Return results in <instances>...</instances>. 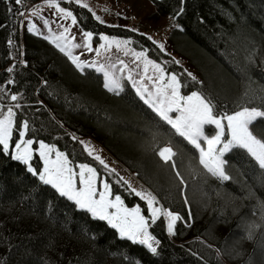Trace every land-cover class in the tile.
I'll use <instances>...</instances> for the list:
<instances>
[{
	"label": "trees",
	"instance_id": "obj_1",
	"mask_svg": "<svg viewBox=\"0 0 264 264\" xmlns=\"http://www.w3.org/2000/svg\"><path fill=\"white\" fill-rule=\"evenodd\" d=\"M39 1L0 0V106L14 108L12 144L23 133L35 148L45 141L74 165L92 164L106 175L112 195L128 206L140 204L150 217L146 201L78 139L93 137L182 219L172 236L164 214L155 224L149 219L159 242L152 253L60 196L0 145V264H264V169L246 150L231 148L224 153L230 179L212 176L199 163V150L175 134L129 82L109 91L102 72L86 65L81 71L51 40L22 29L23 12ZM60 2L83 28L130 37L134 47L177 75L183 94L207 96L214 113L264 109V0H154L153 15L176 22L169 32L173 51L198 77L148 35L102 23L73 0ZM251 126L264 137V119ZM169 144L174 167L154 150ZM32 161L39 169L36 150Z\"/></svg>",
	"mask_w": 264,
	"mask_h": 264
},
{
	"label": "snow or ice",
	"instance_id": "obj_2",
	"mask_svg": "<svg viewBox=\"0 0 264 264\" xmlns=\"http://www.w3.org/2000/svg\"><path fill=\"white\" fill-rule=\"evenodd\" d=\"M22 0H15L16 4H21ZM49 6H53L51 0ZM55 7L59 10L60 13H63L65 18L72 17V22L76 23V17L73 16L72 12L65 11L64 8L60 7L58 4ZM82 7L87 8L88 5L84 4ZM99 19V17H97ZM103 23V21H101ZM32 28H29V31H32ZM68 29L65 28V32ZM86 38L91 39V33L84 34ZM102 39L107 40L108 38L102 37ZM149 39H151L149 37ZM80 45H75L79 47ZM119 46V45H117ZM57 47H60L58 44ZM104 47V45H101ZM163 44L160 45V48L163 49ZM61 52H66L65 48L60 47ZM66 55L70 56L72 62L83 71L84 63L79 62V58L72 56L70 51L66 52ZM136 60H140L144 57V53H135ZM123 63V61H121ZM147 64H152L151 61H146L145 73H147ZM94 66V65H90ZM126 67V65H125ZM153 68L160 73L159 79L164 80V70L160 67L159 64H153ZM104 71L103 66H100L98 69ZM9 72L12 71L11 68L8 69ZM191 76V73H189ZM107 81L104 85L109 91H117L120 88V85L117 81L113 80L112 76L109 73L105 72ZM128 79H132L129 75ZM195 79V77H193ZM135 87V82L133 83ZM167 87L171 89V95L168 99L167 106H164L163 103L157 105L152 103L151 100H146V103L151 104L155 112L171 125L175 130V134H178L180 137L187 140L191 145L199 150V163L203 165V168L207 170L208 173H211L212 176L218 177L222 180H229L230 177L225 174L223 167L224 161L221 159L224 153L229 151L231 148H240L244 149L251 155L252 158L257 162L260 169H264V137L258 138L257 135H254L250 130V126L253 125L254 121H257L258 118L264 119V110H261L257 107H242L241 110L234 112L229 115L227 113L220 114L218 112L214 113L213 104L211 100L202 95L200 92H192L190 95L182 96L180 94V84L175 74L171 75L170 80L168 81ZM137 91L140 92L141 97H144V92L147 89H144V92H141L139 88ZM160 89H157V92H160ZM151 96L152 94L149 93ZM12 100H16L17 97L13 95ZM179 111L180 116L177 119H173L169 112L173 110ZM14 113L11 108H8L7 115L4 119H0V145L3 146V151L8 152L9 150V140L12 133V117ZM226 121V124L224 123ZM212 125L215 126L216 133L209 138L204 135V126ZM24 129L28 128L27 123L23 125ZM228 129L230 132L231 139L227 140L226 143H222V137L225 136V129ZM23 135V133H21ZM201 138L206 142V147L202 146ZM26 146L22 151H18V154L13 158L22 161L25 165H29V171L33 174H37L35 169H32L29 161L32 156L31 145L32 141H23ZM222 145L221 147H217ZM87 147V145L85 146ZM17 150H20L21 145L17 143L15 145ZM40 156L44 158L46 167L44 168L43 174H39V179L43 181L44 184L51 185L57 193L66 197L68 200L73 201L74 204L83 211H86L92 215V217L107 221L111 227L119 230V234L122 238H127L130 241L146 245L152 253H156L157 248L153 246L152 241H155V238L151 236L148 232L149 219L151 223L155 224L156 220L160 217L161 210L160 208L154 207V204L157 203L155 197H152L150 194L145 195L142 192L136 191V189H131L135 195L141 197V199L146 200L148 209L150 210V217L146 218L141 215V210L139 207H136L132 211H129L126 208H123V201L120 196H115L114 200H109L108 197L111 195V187L105 181L103 182V191L99 193V199H96L97 189L95 187L96 180V170L88 165L79 166V181L83 185V188H78L76 186V176L73 168L69 166V161L67 156L63 153L56 152L55 161L49 160V153L53 150L50 149L44 143H40ZM157 152V155L168 164L170 167L175 166V161L173 157L176 156V153L171 147H159L154 149ZM89 154L92 155V150H89ZM100 164L104 167H108L105 164L104 160L101 159L99 155L94 157ZM51 165V167H49ZM110 171L115 172V169ZM85 173L89 175L86 176ZM177 176L180 175L179 172L176 173ZM182 182V180H181ZM125 183H127L125 181ZM130 187V186H129ZM264 207V202L261 204ZM116 209V213H109L108 209ZM123 211L124 215H120ZM164 215L168 219V231L170 234H174V225L176 221L181 220L182 217L179 215H174L172 212H165ZM132 217L131 220L128 218ZM257 226L255 224L250 226L249 238L252 237V230ZM155 243H159L155 241Z\"/></svg>",
	"mask_w": 264,
	"mask_h": 264
},
{
	"label": "rangeland",
	"instance_id": "obj_3",
	"mask_svg": "<svg viewBox=\"0 0 264 264\" xmlns=\"http://www.w3.org/2000/svg\"><path fill=\"white\" fill-rule=\"evenodd\" d=\"M66 1H70V0H66ZM73 1L82 5L87 4L88 5L87 8L92 12V14L96 19L97 17H99V19L97 20L100 22L103 21V23L109 25L127 27L142 32L148 35L153 40H155L159 45L163 44L164 46L163 49L166 52L170 53L175 60L182 63L192 75L198 77L196 70L188 63V61L185 58L180 57L178 54H176L173 51L169 41V32L171 28L176 25V22L172 17L168 15L154 16L153 13L156 10V5L154 0H73ZM49 2L50 0H41L37 3L30 5L23 12L22 29L26 28L29 30V28H32L33 29L32 32H35L37 34H40L48 38L55 45L59 44L60 47L65 48L66 52L70 51L72 56L78 57L79 62L84 63V65L86 66L94 65L92 67L96 68L97 70L100 68V66H103L104 71H100V70L98 71L103 73L105 83L107 81L105 72L109 73V75L112 76L113 80L119 83L120 85L119 89L123 87L125 81L129 82L132 87H134L133 83L135 82L134 89L140 96L141 94L140 92L137 91V88H139L141 92H144V89H147V91L144 92V97H143L145 101L151 100L152 103H155L157 105L163 103L164 106H167L168 99L171 95V89L167 87V84L168 81L170 80L171 75L175 74L174 72H168L160 61L154 59L148 54L146 49L134 47L130 37L109 34L107 32L95 33L89 29H85L78 23L77 18H76V23H73L72 17L65 18L64 14L60 13L59 10L55 7V5L58 4L60 7L64 8L66 12L70 11L72 12L73 16H75L73 10L68 5L62 4L60 0H51L53 6L50 7ZM65 28L68 29L67 32H65ZM85 33H91L92 34L91 39L86 38V36L84 35ZM105 36L108 38L107 40L102 39V37ZM75 45H80V46L75 47ZM101 45H104V47H101ZM141 52L145 54L144 57H142L140 60H136L134 54ZM121 61H123V63H121ZM146 61L152 62V64H147V73H145ZM153 64H159L160 67L164 70L163 81L159 79L160 73L153 68ZM129 75H131L132 79H128ZM157 89H160L161 91L157 92ZM193 92H197V91H193ZM149 93H151L152 95L150 96ZM191 93L183 94L180 90V94L182 96H187L190 95ZM149 105L151 106V104ZM8 108H11L14 113V108L12 106H9L5 109H2V107L0 106V119H4V117L7 115ZM233 113H229V115ZM169 115L173 119H177L180 116V112L174 109L172 112H169ZM12 121L14 122V115L12 117ZM224 123L226 124V121ZM213 127H214L213 131L208 132L210 130V127L209 125H205L204 135L211 138V136H213L216 133V131H218L217 129H215V126ZM250 130L253 132L254 135H257L252 129V126H250ZM258 138L260 137L258 136ZM78 139L81 141L84 148L88 152L90 149L92 150V155L94 157L96 155H99L101 159L104 160L105 164H107L108 166L107 169L109 170L115 169V171L129 184V186L132 189L134 188L136 189V191L142 192L145 195L150 194L152 197H155L157 203L154 204V207L160 208L161 214L170 211L168 209H165L160 204L155 193L147 185H145L135 175L134 172H132L121 161L116 159L95 138L90 136H79ZM229 139H231L230 132L226 128L225 136L222 137V143H226L227 140ZM28 140L30 139H26L24 135H21V137L14 144H12V133H11L8 151H10L12 156L14 157L15 155L18 154V151H22L26 146L22 142ZM31 141H32V145H31L32 156L29 161V164L32 169H35L38 176L39 174H43L44 168L46 167L44 158L40 156L41 166L39 169L34 164L32 159L34 157V150H36L38 154L40 153L41 150L39 148V145L41 142L53 150L51 153H49L50 161L53 162L55 161L56 152L63 153L65 156H67V154L63 150L59 149L54 144H50L45 141H38L37 146L35 148L33 145V140ZM17 143L21 145L20 150H17L15 148V145ZM201 143L202 146L206 147V142L203 141V138H201ZM86 145L87 147H85ZM221 146L222 145H218L217 147L219 148ZM165 147H171L174 151L173 146L170 144ZM221 159L224 161V155L223 157H221ZM80 165H88L89 167H92L96 170L97 173L95 180V187L97 189L96 199H99V193L103 191V182L106 181L110 185V183L106 178V175L105 174L100 175L96 167L87 162H79L77 165H74L69 161V166H71L74 172L77 174L75 182L78 188H83V185L80 183L78 177ZM27 167L29 168V165H27ZM49 167H51V165H49ZM85 175L88 176L89 174L85 173ZM115 196L117 195H112L111 192V195L108 197V199L114 200ZM118 196H120L121 200L123 201L122 196L119 194ZM136 207L140 208L141 215L148 218V215L144 212L143 207L140 204L137 203L135 205L128 206L123 201V208H126L129 211H132ZM116 211L117 210L114 208L108 209L109 213L115 214ZM148 212L149 215H151L149 209ZM172 213L174 215H178L176 212H172ZM120 215H124L123 211H121ZM128 219L131 220L132 217H129ZM166 222L168 224L167 217H166ZM116 230L119 234V230L118 229ZM167 231H168V227H167ZM169 235L172 236V234L170 233Z\"/></svg>",
	"mask_w": 264,
	"mask_h": 264
},
{
	"label": "built area",
	"instance_id": "obj_4",
	"mask_svg": "<svg viewBox=\"0 0 264 264\" xmlns=\"http://www.w3.org/2000/svg\"><path fill=\"white\" fill-rule=\"evenodd\" d=\"M156 241V240H155ZM155 241H152V243H153V245H155L156 243H155Z\"/></svg>",
	"mask_w": 264,
	"mask_h": 264
}]
</instances>
